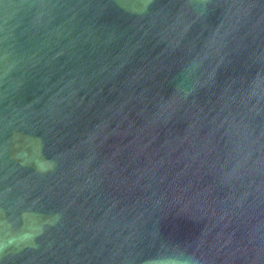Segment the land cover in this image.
<instances>
[{
  "label": "water",
  "instance_id": "1",
  "mask_svg": "<svg viewBox=\"0 0 264 264\" xmlns=\"http://www.w3.org/2000/svg\"><path fill=\"white\" fill-rule=\"evenodd\" d=\"M264 264V0H0V264Z\"/></svg>",
  "mask_w": 264,
  "mask_h": 264
},
{
  "label": "clouds",
  "instance_id": "2",
  "mask_svg": "<svg viewBox=\"0 0 264 264\" xmlns=\"http://www.w3.org/2000/svg\"><path fill=\"white\" fill-rule=\"evenodd\" d=\"M185 264H195V261L189 260V261H186Z\"/></svg>",
  "mask_w": 264,
  "mask_h": 264
}]
</instances>
